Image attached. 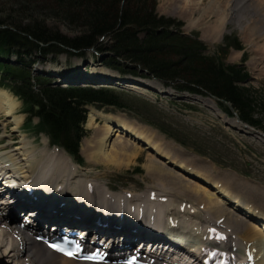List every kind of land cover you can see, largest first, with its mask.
Wrapping results in <instances>:
<instances>
[{"label": "bare ground", "instance_id": "bare-ground-1", "mask_svg": "<svg viewBox=\"0 0 264 264\" xmlns=\"http://www.w3.org/2000/svg\"><path fill=\"white\" fill-rule=\"evenodd\" d=\"M207 29V36L209 38L214 39L217 38V36L219 37L220 27L218 24L214 27H207ZM112 77L113 76L108 74H102L99 75L98 78L113 79ZM85 82L91 85L94 81L87 80ZM108 82H111V80ZM124 87L128 88L132 87V85H125ZM206 102L207 105L212 103L215 106V110H212L216 113L218 118H220L222 114L219 112L216 104L212 100H206ZM18 108L16 100L6 91L0 89L1 129L5 130L11 123V131H19L23 123V118L21 115L17 114ZM10 118H12V122H6L7 119L9 120ZM98 119H102L104 127L102 126L103 128L97 132L93 140L86 144L87 155L85 157L87 161L93 165H105L106 169L120 171L122 168L131 165V163L137 159L139 155L137 148L141 146L147 154L151 155L148 157L147 164L144 165L147 177L152 180L154 179V184H152L153 187H150L149 191L137 195L136 199L131 197V199L128 200L124 198L122 194L107 198L106 193L97 186V189L94 187L93 195L89 197L87 194L77 189V183L74 184L70 182L77 176L71 174L73 173V166L64 158L63 154H58L56 158L53 159L52 155L46 157L40 152V154H42L40 155V160H36V163L33 161L34 164L32 165L27 164L33 150L27 149L28 142L25 136L21 135L22 140L15 142V145H13V142H11L12 135H9V137H0V150L9 152L6 160L0 158V164H9L7 167L10 169V172H6L3 174L4 176L10 179L12 178V180H14L13 175L18 176L17 181L19 184L15 187L19 190L17 193L8 192L11 194V198L12 196H16L15 201H8V204L2 201L0 202V206L4 205L6 210V208H10L9 206L11 205L10 211L6 210V212H10L9 214H12L14 217H17L14 214V211L17 209H20L18 213H21V210L25 211L26 209L33 208L32 211L30 210L28 212H33V217L37 215L40 222L48 221L58 224L62 221H68L73 226H94V228H98L97 230L99 232H104L108 235L114 234L115 236H117V233L116 229L113 228L116 226L118 215L124 214L123 219L125 225L120 228H123L121 233L128 241L134 239L145 241L146 238L151 240L159 239L164 235V229L168 228L165 218L169 216L180 228L184 230L187 229V234L193 233L192 236L194 237L192 238L195 243L191 249L193 250L194 248L195 251H199L203 243L202 234L199 229L204 227V225L208 226L209 223L214 224L223 219L222 225L226 228L225 231H228L230 240L233 236H237L240 239L241 243L236 245L239 247V252H247V242H251L252 246L254 242H259L258 247L260 250L264 249V211H257L248 203L250 199L253 200V202L257 200L258 203L256 202V205L260 204L262 206L264 203L262 202L264 198L263 191H260L256 187L251 190L247 184L243 183L245 181L244 178L234 174L226 176L220 175L215 169L212 168L210 170V168L208 169L206 166L202 167L206 172H202L198 170V166L195 165L198 164L197 162L193 161L194 163L190 165L187 164L186 161H180L183 157L182 151L178 152L176 149L162 144L161 140H158L153 134L145 132L144 129L141 130L137 128L132 125L133 123L131 122L128 123L121 119H113L111 116L103 115V113L89 108L87 126L93 128L95 121ZM2 120L4 121L2 122ZM227 122L231 127L238 130L242 129V125L236 123L235 120ZM117 131H123L125 133V138L121 139ZM6 137L9 138L10 142L6 143V141H4ZM119 138L121 140H118ZM187 156L189 157L188 154ZM190 159L191 158H189V160ZM173 166L177 169H174ZM171 169L176 173H173ZM212 171L214 172L212 173ZM18 172H20V174L17 175ZM181 177L187 183V186L183 184V181L180 179ZM28 181L31 182L29 183ZM20 184H29L30 188L28 189L33 188L35 193L32 192L28 194L27 187H22ZM58 188L61 190H58ZM240 189H245V191H243L247 192L245 194L246 196L242 195ZM193 191H195V193ZM152 192H157V194L154 200L150 201ZM30 196L37 197V201L34 202L33 198ZM77 196H79L78 199ZM159 198H166L167 200L166 202H161L158 200ZM182 199H189L188 201L192 202L194 207V209L191 210L193 211L192 213H190L189 210H184L183 214H181L179 207H177L176 212H171V207L174 205L173 202ZM225 199L233 205V208L230 207ZM72 201L74 204H72ZM61 203L65 205L61 206ZM131 208H134L133 213H131ZM98 210L101 212L98 213ZM236 210L246 214V216L251 219L259 220V222H261L260 226H250V222L240 217L239 214L235 212ZM140 212H142L144 216L139 220ZM92 213L94 215L91 216ZM149 215L153 216L155 219L151 226H149L150 221L146 219ZM187 217L190 218L187 219ZM96 220L99 221V223L107 224V228L103 229V227L96 225ZM160 222H162L163 225L160 224ZM3 224H5V219L0 213V264H2L1 259L4 257L8 259L7 263L9 264H73V262L47 251L40 243H36L32 235H30L31 229H26L23 233L15 234ZM129 229H136L139 234L132 236L129 234L131 232ZM194 229H196V231H194ZM243 230L247 231L245 235L243 234ZM249 234L252 235L251 238H248L247 235ZM167 238L171 237L168 236ZM260 242L263 243V245L260 244ZM179 243H181L182 246L185 244V242ZM252 246L249 250L253 255L254 262L257 264H264V253L260 250L255 253L254 250L259 248L256 246V248H252ZM168 247L172 246L168 245ZM150 248V253H153L154 257L158 258L154 252L156 251L155 249L158 248ZM1 250L3 252H1ZM186 250V248L182 249L180 254L172 255V257L177 256L175 260L176 263L189 264V260H186L188 257L187 255H190L191 259L194 256L188 254ZM161 256L165 258L168 254L164 251ZM24 260L27 261L25 262Z\"/></svg>", "mask_w": 264, "mask_h": 264}, {"label": "trees", "instance_id": "trees-1", "mask_svg": "<svg viewBox=\"0 0 264 264\" xmlns=\"http://www.w3.org/2000/svg\"><path fill=\"white\" fill-rule=\"evenodd\" d=\"M155 1L7 0L16 10H0L4 16H0V87L22 101L28 120L39 119L38 132L74 158H79L78 146L84 135L83 106H125L120 95L111 90L52 87L47 78L32 74L31 65L38 59L43 64L49 56L72 51L77 55L91 49L108 53L103 65L111 70L138 75L140 68L174 84L177 91L209 94L221 101L229 116L233 111L242 123L263 129L256 115L264 110V99L238 86L248 81L244 68L203 56L205 48L196 37L182 36L179 23L156 16ZM42 11L76 35L67 37L41 20H26L28 12ZM232 45L242 49L239 44ZM11 56H16V64L2 61Z\"/></svg>", "mask_w": 264, "mask_h": 264}, {"label": "rangeland", "instance_id": "rangeland-1", "mask_svg": "<svg viewBox=\"0 0 264 264\" xmlns=\"http://www.w3.org/2000/svg\"><path fill=\"white\" fill-rule=\"evenodd\" d=\"M11 7L8 6L7 0H0V10L3 12L16 10L14 6L11 5ZM42 12L44 14H41ZM42 12H34V14L28 12L26 14L28 19L26 20L31 18L41 20L51 30L67 37L76 35L75 32H71L66 27V24L53 19L44 11ZM155 12H157L156 16L164 19L171 20L173 18L182 21L184 24L183 32L186 34L197 32L207 47V55L217 57L220 56L221 52L227 53L226 57H223L226 58L227 63L239 64L242 53L235 56L232 49L227 51L221 38L228 35L232 39H237L247 57L245 67L251 76L247 85L252 88V91H255L256 96L264 99V0H157ZM217 24L220 27L219 37L214 40L206 39L205 34L202 33L210 25ZM217 45L218 47H215ZM51 62L54 63L50 64ZM46 63H49L46 66L49 68L46 69L52 71H68L77 66L81 67L80 59L69 55H62L56 61L49 58ZM85 69V72L91 73L95 70L102 73L107 71L99 63L88 64ZM38 70L40 67L36 65L34 71ZM140 82L150 86L151 89L141 87V89L143 88L141 91L146 92L143 95L124 92L127 110L120 111L113 107H104L100 109L101 113L137 124L140 126H136L137 128L153 134L158 140H161L162 144L170 146L178 152L182 151L183 157L180 161H186L190 165L197 162L198 164L195 165L202 172H206L202 168L206 166L210 170L215 169L220 175L234 174L244 178L246 181L243 183L247 184L251 190L256 187L264 192V132L248 131V134H244L231 127H226L225 124L231 119L228 120L229 118L224 115L218 118L212 110H215V106L212 103L207 105V99L176 94L169 88L163 87V83L160 81L145 80V82ZM156 91L162 93L158 94ZM16 102L19 107L17 114L22 116L24 123L26 116L23 115L22 104L17 100ZM262 112H259L261 115L257 118L264 120V110ZM6 122H12V118L7 119ZM148 122L153 126L148 125ZM36 123L37 120L34 119L33 126ZM10 124L5 130L1 129L0 124V137L12 135L11 142L15 145V142L22 140L21 135L25 136L28 142L27 149L33 150L27 164H34L36 160L41 159L40 155L42 154L49 155L51 146L43 135L38 136L31 127V129H25L22 126L19 131L12 132ZM103 124L102 119L96 120L93 128L85 124L86 136L80 145V153L83 151L81 157L84 164L81 165L80 169L75 168V173H71L77 177L70 182L77 183L76 187L80 192L85 191L87 181L92 182L96 187L98 186L103 192L110 191L112 194L117 193L118 195L129 192L137 196L149 191L150 187H153L154 179L147 177L144 165L147 164L148 157L151 155L147 154L141 146L137 148L139 152L137 159L120 171L106 169L105 165H93L89 161L90 164L87 163L85 158L87 155L86 144L93 140L97 132L104 127ZM158 127L166 130L171 138L162 134ZM7 137L4 139L6 143L10 142ZM8 153V151L0 150V158L6 160ZM189 158L191 159L189 160ZM171 170L176 173L173 169ZM180 179L187 186L182 177ZM243 190L245 191V189H240V192L246 196L247 192ZM193 192L195 193V191ZM251 202L258 209L264 211V203L261 206L260 204L256 205L257 200L255 202L251 200ZM262 202H264V198ZM173 207L174 205L171 207L172 213L177 211V208ZM189 218L187 217V219ZM243 232L246 233L247 231ZM1 252L3 251L1 250ZM7 260L5 257L2 258V264H9Z\"/></svg>", "mask_w": 264, "mask_h": 264}, {"label": "snow or ice", "instance_id": "snow-or-ice-1", "mask_svg": "<svg viewBox=\"0 0 264 264\" xmlns=\"http://www.w3.org/2000/svg\"><path fill=\"white\" fill-rule=\"evenodd\" d=\"M70 255V254H69Z\"/></svg>", "mask_w": 264, "mask_h": 264}]
</instances>
